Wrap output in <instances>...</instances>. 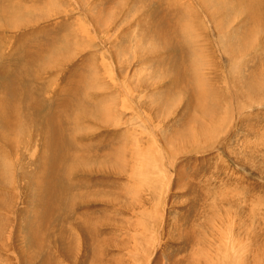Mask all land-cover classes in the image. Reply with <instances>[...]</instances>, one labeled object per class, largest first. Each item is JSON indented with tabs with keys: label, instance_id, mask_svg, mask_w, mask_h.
Returning a JSON list of instances; mask_svg holds the SVG:
<instances>
[{
	"label": "rangeland",
	"instance_id": "rangeland-1",
	"mask_svg": "<svg viewBox=\"0 0 264 264\" xmlns=\"http://www.w3.org/2000/svg\"><path fill=\"white\" fill-rule=\"evenodd\" d=\"M200 1L0 0V66L4 67L0 77L8 78L18 88V94L10 90L19 103L16 110L5 109L10 117L5 116L6 124L12 123V116L16 120L18 114H24L25 105L35 108L27 100L31 98L30 84L41 101L40 107H48L51 111L42 110L46 113L42 114V119H51L50 115L55 118L54 124L57 118L65 116L67 104L72 103L74 107L73 102L79 105L89 102L93 106L89 114L76 109V116L70 115V134L63 131L54 133L56 137L49 134L45 139L46 132L31 127L24 133L25 137H21V133L9 137L13 155L7 146L0 144V152L2 148L7 149L3 164L10 162L13 167L11 171L0 167V264H78L80 257H84L81 264H120L122 261L125 264H172L173 259L190 262L198 254L192 255L193 251L188 248L194 242L184 246L183 238L173 237L175 225L187 232L204 227L207 215L197 192L202 188L211 191L235 185L233 191L228 192L229 198L239 199L238 207L229 211L231 214L225 216L219 212L209 218L206 234L212 233L218 223H236L238 217L232 214H241V208L245 207L239 205L245 203L244 197L253 195L264 200V146L251 153L254 154L251 160H241L240 167L236 165L237 157H244L246 142L260 145L264 141V87L254 94L249 90L250 80L264 75V35L246 26V18L251 19L241 9L231 10L228 4L224 7V0H204L209 4L202 9ZM167 19L172 23L176 20L174 27ZM251 23L255 25L252 20ZM170 31L177 42H167ZM239 34L243 39L234 41ZM168 48L183 52V57L177 52V68L184 74V84L193 89L194 107L186 105L189 93L181 90L180 83L177 87L173 83L176 77L172 79L166 70L169 66L173 68L175 58ZM18 66L22 69L16 73ZM206 94L210 96V104L218 106L219 114L226 115L220 121V127L216 126L219 120H211L197 112L196 99L207 97ZM205 108L203 103L200 109ZM195 118L201 123H211L210 127L214 128L211 136L194 142L197 147L191 145L188 138L185 141L186 137L175 142L171 137L173 131L179 138L185 128L193 130ZM241 119L247 124L240 127ZM12 126L15 127L14 123L9 130ZM166 136L175 143H166ZM46 140L54 141V144ZM65 140L72 141L73 154L88 159L85 161L90 166L93 164V169L90 167L87 172L88 167L79 166L77 172L67 168L64 174L61 173L60 179L67 189L71 190L72 186V199L68 200V207L62 208L61 215L52 204L42 206L48 211L44 216L42 210L38 228L45 230L51 238L40 252L32 254L27 244L28 222L31 209L41 207L43 203H37L41 193L29 190L32 178L43 168L51 149L56 148L55 158L60 157L61 142ZM150 144L156 147L152 148ZM141 151L143 156L137 157ZM116 152L113 163L119 166L115 164L108 169V158H105L106 164L100 163L99 171L94 169L100 166L95 164V157L103 159L104 155ZM118 152L127 162L118 160ZM149 153L151 157L144 159ZM155 156L161 157L162 161ZM126 163L131 165L128 167ZM141 164L147 173L139 170ZM119 167L128 170L122 168L121 171L120 168L119 171ZM132 167L135 170H131ZM46 169L48 181L57 182L59 168ZM137 171L142 173L137 174ZM122 189L125 193H121L124 192ZM237 192L240 193L238 197L234 195ZM226 194L222 192L225 197ZM140 196L146 200L144 205L139 199L137 207L128 205L130 200L133 203ZM111 197L118 205L105 201ZM207 199L213 202V194L209 193ZM7 204L9 209H4ZM144 218L145 227L141 226L145 223ZM86 220L97 222L94 236L102 248L98 256L92 255L95 249L92 243L81 241L82 232L78 227ZM61 221L64 222V233L74 244L71 257L60 253L61 245L54 236ZM236 225L232 230L240 234L241 239L247 242L251 239L246 254L258 252L256 247L260 245L259 240L264 243V234L251 236L249 230L243 234ZM131 237L137 245L136 250ZM165 240L172 243L165 244ZM82 244H85L84 250ZM87 256L89 258H85ZM261 259L264 261V257Z\"/></svg>",
	"mask_w": 264,
	"mask_h": 264
},
{
	"label": "bare ground",
	"instance_id": "bare-ground-1",
	"mask_svg": "<svg viewBox=\"0 0 264 264\" xmlns=\"http://www.w3.org/2000/svg\"><path fill=\"white\" fill-rule=\"evenodd\" d=\"M138 1V0H136ZM224 3H222V5H224V7H227V4L229 5L230 9L231 10H239L241 9L240 11L243 13H246L247 16L255 23V25H253L251 23V20L247 19L246 18V21H245V24L248 28H251V30L257 32V31H261V36L264 35V31L262 28H264V0H235V2L233 0H224L223 1ZM200 5L202 7V9L207 8L208 4L206 1L204 0H201L200 2ZM237 4V7H235V5ZM208 8H211V7H208ZM103 10V9H101ZM211 13L213 12V10L210 11ZM245 15V14H244ZM246 16V15H245ZM162 17L165 19V15L162 14ZM245 18V17H244ZM167 23L169 25H171L172 27H174L173 23L175 24L176 23V20H173V23L167 19ZM85 26V25H84ZM170 29H173L171 27H168ZM83 31H85V29H83ZM88 34V33H87ZM243 39V36L241 34L237 35L235 37V40L234 41H237V42H240L241 40ZM167 42H177L176 38H175V35L172 31L169 32L168 34V38H167ZM157 45V44H155ZM168 49H171L172 51V56L175 57L173 59V62H174V66L173 68H170L169 66V69H166L168 70V74L169 75H172L171 78L173 79L174 77H176V79L173 80V83L177 85H179V87H181V90H185L186 92L185 93H189V95L187 96V103L186 105L187 106H193L194 107V101H193V93H192V88H189L188 87V84H184V74L181 70H179L177 68V64L179 62L178 60V57H177V52H180L178 51L176 48H168ZM171 54V53H170ZM179 56L183 57V52H180L179 53ZM172 57V58H173ZM181 57L179 59H181ZM62 59V57H61ZM60 59V60H61ZM181 62V61H180ZM187 65H189V62L186 63ZM182 65V64H181ZM22 68L21 67H16L15 68V72H19ZM182 69V67L180 68ZM4 70V67L3 66H0V73ZM165 70V72H166ZM176 70H179V71H176ZM164 73V72H162ZM167 74V75H168ZM111 76V75H110ZM165 76V75H164ZM187 76V75H186ZM166 77V76H165ZM169 79V78H167ZM77 81V80H76ZM250 81H252L250 84H249V90H250V93L252 94V90H253V94L256 93L258 91L259 88H263L264 87V75L253 80L251 79ZM249 81V82H250ZM255 81V82H253ZM167 88V87H166ZM12 89L14 92H16L18 94V88L13 85L8 78H1L0 77V92H2V94L0 95V138L2 140V142H0V144H2V146H7V148L10 150V155L13 153V146L10 142V136H12V134L14 135H17L18 133H21V137H25V132L27 131V129H30L31 127L35 130L37 129H40L41 132H46V135H45V139H48V135L49 134H52L54 137L56 133H62L63 131H66L68 134L71 133V127H70V122L69 120L72 122V118L70 115H73V116H76V109L79 110V112H86V113H91L90 110L92 109V105L91 104H84V105H79L77 104L78 102H73V105L74 107L72 106V103L71 104H67V107H66V111L64 113L65 116H63V118H57L58 121L57 123H53V118L52 116L49 115V117L51 119H42V114H46L44 113L42 110L46 111L47 113H51V111L49 109H44L43 107H40V102L38 100V97H36V94H35V89H33L32 85L30 84V89H29V94H30V97L31 98H28L27 100L30 101V103L32 104L33 107H35L34 109H31L29 108V106L25 105L24 107V111L23 113L24 114H18V118L15 120V118L12 116V123H14L15 127L13 128V126L11 127V129L9 130V127L11 126V124H6L8 122V120L5 118V116H7L8 114L6 113V110L5 109H8L10 111H13V110H16V107H19V103L18 101L16 100V97L15 95L13 94V92L10 90ZM169 89V87H168ZM125 90V89H124ZM172 90V89H171ZM178 91V90H177ZM190 91V92H189ZM179 92H182V91H179ZM34 93V95H33ZM164 93V92H163ZM127 96V95H126ZM163 96V95H162ZM207 97H198L196 99V102H197V112L200 111V113L203 115V116H208L211 120H219L218 124L220 123V121L223 120V118H226V115L222 116L219 114V111L218 110V106L217 105H214V104H210L209 102V95L206 94ZM252 96V95H251ZM130 97V96H129ZM165 97V96H164ZM127 98V97H126ZM208 98V100H207ZM160 99V98H159ZM164 99V98H162ZM161 100V99H160ZM165 100V99H164ZM207 100V102H205ZM69 101V100H68ZM113 102V101H112ZM161 102V101H160ZM69 103V102H67ZM164 103V102H162ZM185 103V102H184ZM203 103L206 104V108L205 109H200L202 108L203 106ZM112 104V103H111ZM77 105V106H76ZM124 107V106H123ZM43 108V109H42ZM96 108V106H95ZM94 108V109H95ZM129 108V107H128ZM191 108V107H190ZM89 109V110H87ZM18 112H20L21 110L20 109H17ZM101 111V109H100ZM185 111V110H184ZM226 111V110H225ZM93 112V111H92ZM230 112V111H229ZM84 113V114H86ZM104 113V112H103ZM114 113V112H113ZM102 114V113H101ZM108 114V112L106 113ZM227 114V113H226ZM91 115V114H90ZM103 115V114H102ZM80 116L84 117V116H87V115H82L80 114ZM8 117V116H7ZM92 117V116H90ZM103 117V116H102ZM108 117V116H107ZM10 118V117H8ZM140 118V117H139ZM149 118V117H148ZM229 118V116H228ZM53 120V121H52ZM203 120V119H202ZM206 121V120H205ZM151 122V121H150ZM154 122V121H153ZM195 124L193 125V130L191 128L189 129H184V131L181 133L180 137L178 138V133H174L173 131V135L171 136L172 138L175 139V142H180V140L182 138H185L184 140L186 141L187 138H188V142H190V144L194 143V142H197V141H201V138L204 139L206 138L207 136H209L210 134H212L214 132V128H212V126L210 127L209 124L211 123H201L199 121L198 118H195ZM246 122V120H245ZM244 122V119H241L240 120V127L241 125L243 124H247V122L245 123ZM77 123V122H76ZM112 123H115V122H112ZM117 124V122L115 123ZM216 125V124H214ZM216 126H219L220 127V124L219 125H216ZM139 129V128H138ZM210 129V133H207L208 130ZM221 129V128H220ZM217 129H215L216 131ZM219 130V129H218ZM234 131V130H233ZM75 132V131H74ZM176 132V131H175ZM224 132V130H223ZM55 133V134H54ZM73 133V132H72ZM140 133V132H139ZM142 133V132H141ZM145 133V132H144ZM200 133L202 134V137L200 135ZM233 133V132H232ZM225 134V133H224ZM141 135V134H140ZM211 136V135H210ZM140 137V136H138ZM143 137V136H142ZM137 138V136L134 137V139ZM165 138V142L166 143H171L170 145H172V143H175V142H170L169 138L166 136L164 137ZM133 139V140H134ZM141 139V138H140ZM154 140V139H153ZM238 140V139H237ZM143 141V140H142ZM244 141V140H242ZM47 142V140H46ZM131 142V141H130ZM134 142V141H133ZM139 142V141H138ZM157 142V141H156ZM178 142V143H179ZM183 142V141H182ZM47 143H53L54 144V141H48ZM140 143V142H139ZM154 143V142H153ZM184 143V142H183ZM72 141H67L65 140V142H61V146H60V157L58 158H55V156L57 155V149L54 148V149H51L50 150V154L49 156L46 158L44 165H43V168L37 172L36 175L33 176V181L31 182V188L29 190H31V193L33 191H36V192H39L41 193V199L37 201V203L39 204L40 202H43L40 204L41 207H34L31 209V216H30V220L28 222V226H29V243L27 242L28 244V247L31 248V253L32 254H37L38 252H40V250H42V248L45 247V245L48 244V241L49 239L51 238V235L48 234L45 230L43 229H40L38 228L39 227V224H40V219L41 216H42V210L45 211V214L44 216L46 215L47 211H48V208L46 210L45 207H42L44 204H46L47 206L49 205H53L55 207H57V211L58 213L60 214L61 211H62V208L63 207H68L69 206V202L68 200L72 199V196H70V194L72 193V186H71V190L70 189H67L68 186H66V183L65 182H62L60 177H61V173H63L64 171L66 172V169L69 168L70 170H73L74 172H77L78 169H79V166H81V168L84 169V167H88L87 168V172H89V168L91 167L93 169V164L90 166L89 164H87L88 162L85 161V160H88L86 158H82V156H78V155H74L73 153V149L75 148L74 146H72ZM77 144V143H76ZM133 143H131L132 145ZM137 144V143H136ZM152 144V143H151ZM150 144V145H151ZM187 144V142H186ZM191 144V145H192ZM196 144V143H195ZM193 144V145H195ZM202 144V143H201ZM79 145V144H78ZM138 145V144H137ZM155 145V144H154ZM166 147L169 145L168 144H165ZM164 145V146H165ZM198 145V144H197ZM122 146V145H121ZM133 146V145H132ZM141 146V144H140ZM147 146V145H146ZM145 146V148H146ZM149 146V145H148ZM147 146V147H148ZM152 146V145H151ZM151 146H149L151 148ZM184 146V145H183ZM196 146V145H195ZM264 146V141L263 143H261L260 145H257V144H249V143H245L244 144V153L242 154V157L241 159L237 157V163L236 165L240 167V161L241 160H251L252 157L254 156L251 155V153H253L254 151H257V149L259 147H263ZM129 147V145H128ZM135 147L137 148V146L135 145ZM156 147V146H154ZM152 146V148H154ZM193 148V146H190ZM197 147V146H196ZM16 148V147H15ZM132 148V147H130ZM134 148V146H133ZM135 148V149H136ZM174 148V147H173ZM201 148V147H200ZM123 149V148H122ZM141 150H145V149H142L140 148ZM139 149V150H140ZM171 149V148H170ZM177 148H175L176 150ZM194 149V148H193ZM131 149H129L130 151ZM156 150V149H155ZM154 150V151H155ZM172 150V149H171ZM187 150V149H186ZM7 152V149H3L2 148V152H0V157H2L3 155L4 158H0V167L3 168V169H6V170H10V168L12 166H10V162H7L6 165L5 163L3 164V161L5 160V157H6V152ZM122 151V150H121ZM148 151V150H147ZM153 151V149L151 150ZM81 152V150H80ZM140 152V151H138ZM146 152V151H145ZM157 152V150H156ZM176 152V151H175ZM9 153V152H8ZM129 153V152H128ZM148 153V152H147ZM153 153V152H152ZM158 153V152H157ZM166 153V152H165ZM134 154V153H133ZM144 154V153H143ZM142 154V151H141V154L138 153L137 157L139 156H143ZM171 154V153H170ZM13 155V154H12ZM115 155H117V152L116 153H109L108 156L107 155H104L103 159H98L95 157L94 161L96 162L95 164L97 165H100V163H105L106 162L104 161L105 158H108L107 159V165H108V169H111V166H114L116 164L113 163L115 161ZM125 155H127V153H125ZM150 155V153H149ZM147 154V156L144 158H148L151 157V155L149 156ZM158 155V154H157ZM98 156V155H97ZM107 156V157H105ZM122 157V154H119L118 152V157L119 159L118 160H126L125 159H121ZM134 156V155H133ZM145 156V155H144ZM117 157V156H116ZM130 157V155H129ZM157 158H160L161 157H158V156H155ZM163 157V156H162ZM168 157V156H167ZM123 158V157H122ZM132 158V157H130ZM173 158V157H172ZM245 158V159H243ZM4 159V160H3ZM136 160H138L137 158H135ZM143 159V158H142ZM155 159V158H154ZM171 159V158H170ZM91 160V159H90ZM130 160V159H129ZM150 160H152L150 158ZM133 159H131V163H132ZM153 161V160H152ZM159 161V160H158ZM157 161V162H158ZM162 161V159L160 160ZM159 161V164H162L160 163ZM122 162V161H121ZM127 162V160H126ZM135 162V165H136V161ZM138 162V161H137ZM140 162V161H139ZM138 162V163H139ZM150 162V161H149ZM148 162V163H149ZM113 163V164H112ZM124 163V162H123ZM141 163H142V160H141ZM144 163V162H143ZM24 164V163H23ZM130 164V163H129ZM140 164V163H139ZM150 164V163H149ZM152 164V163H151ZM150 164V165H151ZM117 165V164H116ZM127 165V163H126ZM131 165V164H130ZM129 165V166H130ZM146 165V163H145ZM51 166H55L57 169L59 168V172L60 174H57V182L52 181V182H49L48 179L46 178V175L47 173L45 172H48V170L46 169L49 168ZM95 166V165H94ZM119 166V165H117ZM121 166V165H120ZM128 166V165H127ZM128 166V167H129ZM133 166V165H132ZM137 166V165H136ZM143 165L141 164V167L139 170L141 171H144V168L142 167ZM147 166V165H146ZM153 166V165H152ZM25 167V166H24ZM28 167V166H27ZM101 165L94 169H96V171L100 168ZM13 168V167H12ZM120 168H121V171L123 169L125 170H128L127 168H123V167H119V171H120ZM123 168V169H122ZM136 168V167H135ZM139 168V167H138ZM155 168V167H153ZM106 169V168H105ZM113 169V168H112ZM131 170H135L133 167ZM103 171V170H102ZM110 171V170H109ZM113 171V170H112ZM141 171H137V174H140L142 173ZM115 172V171H114ZM127 172V171H126ZM134 172V175L135 174V171H132ZM145 173H147L146 171H144ZM149 172V171H148ZM153 172V171H152ZM22 173V172H21ZM68 173V172H67ZM109 173V172H108ZM123 173V172H122ZM233 173V172H232ZM51 174V173H50ZM64 174V173H63ZM127 174V173H126ZM133 174V173H132ZM48 175V174H47ZM60 175V176H59ZM121 175V173H120ZM151 175V173H150ZM51 176V175H49ZM53 176V175H52ZM82 176V175H81ZM130 176V175H129ZM137 176V175H136ZM136 176H132L131 177H136ZM64 177V176H63ZM130 177V178H131ZM145 177V176H144ZM238 177V176H237ZM66 178V177H65ZM68 178V177H67ZM71 179V178H70ZM138 179V178H137ZM143 179V178H142ZM146 179V178H145ZM135 180V178H134ZM197 180V179H196ZM68 181V180H67ZM70 181V180H69ZM194 181V180H193ZM137 182V181H134V183ZM196 181H194V185H196L197 183H195ZM217 182H222L220 180H218ZM243 182V181H242ZM71 183V182H70ZM148 183V182H147ZM154 182L152 181V184ZM110 184H112L110 182ZM145 184V183H144ZM68 185V184H67ZM73 185V183H72ZM135 185V184H134ZM155 185V184H154ZM192 185V184H190ZM238 184H236V187L238 188L237 186ZM76 187V185H74ZM111 186V185H110ZM136 186V185H135ZM235 185H231L229 187H224L222 190L220 189H213V190H206L205 188H202L200 190V192H197V197L200 196L201 197V200H199L202 204V207H204V213L207 215L205 216L206 217V222L204 224V227L202 228V226L200 227H196L195 229L196 230H193L191 229L190 232H187L188 230H183L180 229L177 225H175L174 229L176 231L175 235H174V239H178V238H183V241L185 242L184 243V246H188L187 244H189L190 242V245L191 243L194 242V244H192L191 246H188V248L190 249V251H193L192 255L196 252H198L197 256H195L190 262L187 260L185 261H175L173 259V261L171 262L172 264H264V261L263 259H261L262 257H264V243L261 242L260 240L258 241V243L260 244L258 247H256V250H258V252L251 254H246L247 251H246V248L248 247V244L250 243L251 239L248 240H244V239H241L240 238V234L236 233L234 230H232V227H234V225H238L239 229L241 230V232L243 234L246 233L247 230H249L251 232V236H253L255 233H263L264 234V200H262L261 198H259L258 196L257 197H254L253 195H248L247 198L246 197H242L245 201L244 204L242 205H239L241 207H245V208H241V214L240 215H233V217H238L236 223L233 222V224H219L216 226L215 230L214 231H211L212 233L210 234H206V226L209 225V218H212L214 215H216L217 213L219 212H223L222 214L225 213V216L230 213L229 211L234 209L232 207H236L237 204L239 203V199H237V201L233 200L232 198H229V193L233 191V189L235 188L234 187ZM80 187V186H79ZM112 187V186H111ZM155 187V186H154ZM118 188V187H117ZM120 188V187H119ZM233 188V189H232ZM74 189V188H73ZM79 189V188H78ZM82 189V188H81ZM110 189V188H109ZM121 189V188H120ZM239 189V188H238ZM123 190V189H122ZM151 190V189H150ZM243 190V189H242ZM241 190V191H242ZM116 191V190H115ZM114 191V192H115ZM124 192H121V193H125V190H123ZM76 192L78 193V191L76 190ZM100 192V191H99ZM107 192V191H106ZM112 192V191H111ZM194 192V191H193ZM196 192V191H195ZM222 192H224V194L228 193V195L226 194V197L225 195H222ZM240 192V191H239ZM30 193V191H29ZM153 193V192H152ZM209 193H212L213 194V202H210L208 199H207V195H209ZM88 194V193H87ZM92 194V193H91ZM114 194V193H113ZM195 194V193H194ZM217 194H219L217 196ZM240 193H235L234 195H239ZM90 195V194H89ZM97 195V194H96ZM95 195V197H97ZM151 195V194H150ZM77 196V195H76ZM75 196V197H76ZM80 196V195H79ZM101 196V195H100ZM125 196V195H123ZM144 196V195H143ZM218 197V199H216ZM74 198V196H73ZM105 198V196H104ZM110 198V197H109ZM108 198V199H109ZM113 197H111L110 200H106L105 201H108V202H111L112 204H117L118 201L116 202V200L112 199ZM116 198V197H115ZM120 198V197H119ZM123 197H121L122 199ZM128 198V196L126 197ZM103 199V198H102ZM118 199V198H117ZM125 199V198H123ZM131 199V198H130ZM139 199L140 202H142V204L144 205L146 203V200L143 199V197H139V198H136L133 203H134V206L132 202V200H128L129 203L128 205L130 207H137L138 206V202L137 200ZM148 199V198H147ZM197 199V198H196ZM49 200H52L53 203H50ZM242 200V199H241ZM51 201V202H52ZM124 201V200H123ZM243 201V202H244ZM124 203V202H122ZM126 203V202H125ZM241 203V202H240ZM256 203V204H254ZM2 204V203H1ZM5 204V202H4ZM120 204V202H119ZM153 204V203H152ZM118 205V204H117ZM244 205V206H243ZM7 206H10V205H6V207H3L4 209H9V207ZM61 210H59V208ZM122 207V206H120ZM238 207V206H237ZM247 207H250V208H247ZM256 207H260L259 209L257 210H254V208ZM239 210V208L237 209ZM235 210V211H237ZM28 211V210H27ZM65 211V210H64ZM234 211V210H233ZM240 211V210H239ZM140 213V211H139ZM234 213V212H233ZM63 214V213H62ZM67 214V213H66ZM144 214V212H143ZM142 214V215H143ZM231 214V213H230ZM61 215V214H60ZM25 216H26V220L28 218L27 214L25 213ZM67 216V215H65ZM224 216V215H223ZM224 216V217H225ZM232 217V216H231ZM109 218V217H108ZM59 220V218L57 219ZM145 223H143V227H145L146 225V220L145 218L143 219ZM225 220V219H224ZM230 220V219H229ZM249 220V221H248ZM3 221V220H2ZM1 221V223H2ZM96 221V220H95ZM111 221V220H110ZM141 221V220H140ZM105 222V221H104ZM109 222V221H108ZM226 222V221H225ZM97 223V222H96ZM95 222H91V220H86L84 222H82L80 224V226L78 227L80 230H81V241L83 243H92L93 246L95 247V249H93L92 251V255L95 253L96 256H98L99 254H97L99 251L102 250L101 246L99 245L98 246V243H97V236H94L96 235V224ZM109 223H113L112 222H109ZM139 223V222H138ZM42 225V224H41ZM59 225V224H58ZM63 225H64V222L61 221V224H60V227L58 229V231L56 232V234H54V236L57 237V242L60 243L61 245V254L64 256V257H71L70 254L72 253L73 249H74V244H73V241L71 239V237L67 236L64 231H63ZM127 225V224H126ZM131 225V223H130ZM138 225V224H137ZM236 225V226H237ZM54 226V225H53ZM153 227V226H152ZM248 227H253V228H248ZM1 228V227H0ZM135 229V228H134ZM173 229V228H172ZM234 229V228H233ZM53 230V229H52ZM154 231V230H153ZM98 232V231H97ZM143 233V232H142ZM2 234V233H1ZM98 234V233H97ZM139 234V233H138ZM146 234V233H145ZM157 234V233H156ZM161 234V233H160ZM49 236V237H48ZM2 237V236H1ZM48 237V238H46ZM133 237V236H132ZM131 237V240L132 242L134 243V249L136 250L137 249V245L134 241V239H132ZM258 237V236H257ZM150 238V237H149ZM137 240V239H136ZM143 240V239H142ZM80 241V242H81ZM144 241V240H143ZM141 242V241H139ZM147 242V241H145ZM151 242V241H150ZM179 242V241H178ZM253 242V241H252ZM165 244H168V243H172L171 240H165L164 241ZM152 244V243H151ZM79 245V244H78ZM83 245L85 244H82V249H83ZM144 245V244H143ZM178 245V244H177ZM258 245V244H257ZM123 246L125 247L126 244L123 243ZM78 247V246H77ZM141 247V246H140ZM28 248V249H29ZM146 249V248H145ZM84 250V249H83ZM129 251V250H128ZM128 254V253H127ZM80 255V254H79ZM186 255H188L186 253ZM186 255L184 258H186ZM181 256V255H180ZM191 256V254H190ZM182 257V258H183ZM188 257V256H187ZM248 257V259H247ZM84 258V257H83ZM80 257V263L78 264H81L83 263L84 259ZM85 258H89V256L85 257ZM95 258V257H94ZM93 258V259H94ZM172 258V257H171ZM177 258V256H176ZM190 258V257H189ZM260 258V259H259ZM126 259V258H125ZM178 259V258H177ZM219 259H222V260H219ZM130 261V260H129ZM136 261V259H135ZM170 261V260H169ZM260 261V262H259ZM94 262V261H93ZM127 263V262H126ZM132 263V262H131ZM116 264V263H115ZM120 264H125L123 261L120 263ZM135 264V262H134Z\"/></svg>",
	"mask_w": 264,
	"mask_h": 264
}]
</instances>
